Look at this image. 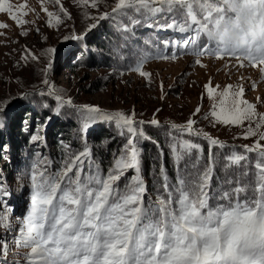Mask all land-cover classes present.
Returning <instances> with one entry per match:
<instances>
[{"label": "snow or ice", "instance_id": "6c2138e0", "mask_svg": "<svg viewBox=\"0 0 264 264\" xmlns=\"http://www.w3.org/2000/svg\"><path fill=\"white\" fill-rule=\"evenodd\" d=\"M5 2L0 0V12L8 11ZM78 2L89 5V0ZM55 3L59 5L60 0ZM90 6L96 8L97 0H91ZM44 11L51 26L54 14ZM60 12L67 15L63 6ZM111 12L128 20L123 31L140 24L138 16L164 18L163 24L146 26L187 34L181 43L185 54L195 57V65L205 66L201 63L204 56L235 60L238 68L257 69L264 82V0H116ZM108 18L107 12L98 17ZM9 19L17 27L26 23L10 11ZM7 27L0 23V29ZM96 27L90 25V29ZM71 39L83 37L73 35ZM55 51L48 49L50 54ZM38 59L32 55V60ZM146 59L138 58L131 70L148 76L142 71ZM51 67L49 60L47 68ZM219 87L205 84L212 108L203 118L213 126L247 122L243 138L258 139L245 145L243 152L223 151L228 145L194 129L196 121L189 118L186 125H170L174 132H170L169 152L165 153L146 134L145 122L136 121L135 113L105 112L88 105L77 108L81 134L97 121H105L123 129L126 142L113 153L106 170L87 146L77 153L66 152L58 166L41 153L34 154L37 159L29 171L30 206L13 234L14 245L28 250L21 256L23 264H264V145L260 143L264 141V114L244 98L243 85L229 84L217 91ZM48 91L52 92L51 86ZM56 99L62 101L59 94ZM65 105L72 107V100L62 101L60 108ZM200 111L198 106L192 115ZM6 115L7 106L0 107V118ZM148 123L158 126L157 119ZM42 139L38 134L30 137L33 143ZM140 139L157 147L151 187L143 175ZM198 139L208 144L203 165L205 149ZM252 153L256 154L254 161ZM167 159L175 168L174 177L168 174ZM217 167L223 169L225 179L214 187ZM4 195L11 193L0 184V196ZM8 226L0 217V227L7 230ZM8 251V242H0V264H7Z\"/></svg>", "mask_w": 264, "mask_h": 264}, {"label": "rangeland", "instance_id": "374dc122", "mask_svg": "<svg viewBox=\"0 0 264 264\" xmlns=\"http://www.w3.org/2000/svg\"><path fill=\"white\" fill-rule=\"evenodd\" d=\"M114 3L116 0H97V7L93 8L90 6L91 0L87 6L78 0H60L59 5L55 0H6L4 6L8 11L0 12V23L8 25L7 28L0 29V33H3L0 34V100L9 95L15 96L13 104L11 103L13 107L8 110L18 108V102L24 100L28 93L38 94L40 88L35 91L27 90L40 83L46 86L45 89L49 90L51 86L52 92L58 90L64 94L66 99L62 101L76 100L79 105L72 106L75 109L88 105L98 106L105 112L135 113L137 122L144 121L145 125H151L148 122L157 119L158 126L169 129L173 123L186 125L187 120L192 118L196 121L194 129L207 132L210 137L229 147L244 149L245 145L254 144L258 137L243 138L247 122L243 126H213L210 120L203 118L212 108V101L208 99L204 86L211 82L212 87L220 86L217 88L219 91L229 84L243 85L244 98L256 106L259 114H264V82L257 69L238 68L235 60H218L207 56L201 58V63L205 66H197L194 64L195 57L181 50V42L186 38L176 44L180 49H173L169 55L146 61L142 67V71L148 73L146 77L131 69L76 65L79 59L87 56L82 50L79 52L75 49L74 45L77 43L70 38L71 33H79L77 36L83 37L79 41L89 37L107 20H99L101 14L107 12L110 17ZM21 4H26L27 7L21 9ZM61 6L67 15L60 12ZM44 9L54 14L51 26H48L50 18ZM9 11L26 23L17 27L15 21L9 19ZM21 12L28 14L22 16ZM56 17L60 18L59 23ZM123 22H126L124 25L128 24L127 21ZM93 23L97 27L90 29ZM22 32L26 34L21 35ZM173 33L177 35V32ZM73 41L75 50L70 51L72 55L67 58L65 51ZM49 48L55 49V53H48ZM79 48L85 51L84 45L79 44ZM173 54L175 58H172ZM32 55L39 59L32 60ZM100 59L97 58L98 61ZM49 60L52 62L50 69L47 68ZM45 80L48 84L43 82ZM253 83L256 84L255 90L252 89ZM62 101L58 102L59 106ZM198 106L201 111L193 116ZM260 143L264 145V141ZM34 145L35 148L36 144ZM15 177L18 182V201L12 202L6 195L0 196L3 201L0 203V217H4L9 225L7 230L0 227V242L7 241L9 247L7 264H23L21 256L28 251L14 245L13 234L30 206V180H25L19 174ZM6 191L13 194L11 190ZM18 206L19 209H16ZM7 217H11L10 221Z\"/></svg>", "mask_w": 264, "mask_h": 264}, {"label": "trees", "instance_id": "16d2710c", "mask_svg": "<svg viewBox=\"0 0 264 264\" xmlns=\"http://www.w3.org/2000/svg\"><path fill=\"white\" fill-rule=\"evenodd\" d=\"M137 18L140 19V24L129 25V30L123 31L122 28L126 23L123 21L128 22V20L115 17L110 13L109 20L103 21L89 37L84 38L83 41L74 40L77 43L76 45H74V41L71 43V47L65 51L67 58L72 55L69 52H74L77 48L79 52L82 50L87 58L79 59L77 63L75 62L76 65L82 64L86 67L103 65L104 68L114 67L126 70L132 69L138 58H147L146 61H148L169 55L173 49L181 48L176 45L179 43L178 41L187 38V34L177 32V35L180 36L178 37L173 33L176 31L171 29L146 26L148 23L163 24L165 23L164 18L156 17V19H152L144 16H138ZM71 34L70 38L73 34L77 35L79 33ZM79 44L84 45L85 51L79 48ZM181 50L185 53L184 48H181ZM83 54L81 58L84 57ZM97 58H101L100 61ZM45 87L39 83L27 90L28 92L41 89L38 94L28 93L24 100L18 102L20 105L16 109L8 110L13 107L14 95H9L0 100V107L8 106L7 115L0 118L4 124L3 127H0V149H2L0 150V184L4 186L5 190L12 191V195H6V198H10L12 202L19 199L17 198L19 194L16 193L18 182L15 176L19 174L25 180H29L30 168L37 159L35 153H41L43 157L53 161L54 165L58 166L60 159L66 152L77 153L87 146L94 159L100 162L103 169L106 170L112 162L113 153L117 152L126 142L127 134L121 135L124 130L117 128L114 123L105 121H97L90 126L87 133L81 134L79 112L67 105L60 108L56 95L59 94L62 100H65L66 96L58 90L49 93ZM72 102L73 106L79 105L76 100H72ZM58 108L60 114H57ZM32 126L35 127V130ZM142 127L152 140L158 141L163 146L165 153L169 152L168 140L170 132H174V130L145 124ZM32 133H36L44 139L33 143L30 141ZM185 138H189L187 134H185ZM191 138L196 139L195 137ZM198 142L205 149V154L201 158V165H203L207 161L206 150L208 144L205 139H198ZM138 143L142 149L143 175L151 187L156 174V165L158 164L155 159L158 156L157 147L151 141L143 139H140ZM34 144H36L35 148ZM65 145L69 147L65 148ZM233 148L239 152L244 151V149L229 146L228 149L223 151ZM36 149L38 150L36 151ZM215 150L217 152L222 151ZM249 155L254 161L256 154ZM166 162L169 176L174 177L175 168L171 160L167 159ZM188 167L191 169V164ZM128 175H132V172L130 171ZM215 175L217 178L213 180L214 187L219 186L220 182L225 179V173L220 167H217ZM16 209H19V206Z\"/></svg>", "mask_w": 264, "mask_h": 264}]
</instances>
